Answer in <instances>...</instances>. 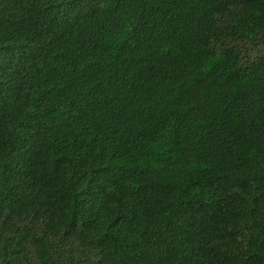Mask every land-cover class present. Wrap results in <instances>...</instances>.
Segmentation results:
<instances>
[{"label":"trees","instance_id":"16d2710c","mask_svg":"<svg viewBox=\"0 0 264 264\" xmlns=\"http://www.w3.org/2000/svg\"><path fill=\"white\" fill-rule=\"evenodd\" d=\"M0 264H264V0H0Z\"/></svg>","mask_w":264,"mask_h":264}]
</instances>
